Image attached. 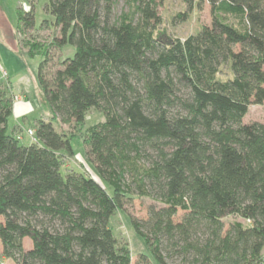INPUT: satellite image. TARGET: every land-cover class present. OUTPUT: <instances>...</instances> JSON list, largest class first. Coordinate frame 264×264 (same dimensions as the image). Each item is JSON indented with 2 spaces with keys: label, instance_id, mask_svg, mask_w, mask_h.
I'll use <instances>...</instances> for the list:
<instances>
[{
  "label": "trees",
  "instance_id": "16d2710c",
  "mask_svg": "<svg viewBox=\"0 0 264 264\" xmlns=\"http://www.w3.org/2000/svg\"><path fill=\"white\" fill-rule=\"evenodd\" d=\"M161 1L126 0L114 18L115 0H47L53 22L38 29L33 10L17 8L18 33L54 27L73 55L48 73L50 44L19 41L42 58L50 117L21 145L11 97L0 96V258L152 264L109 227L135 197L159 204L129 219L156 264H264V118L242 122L264 102V0H180L187 10L206 3L210 22L167 42L154 34ZM91 109L103 120L83 140L102 183L60 171L72 149L52 124L81 125Z\"/></svg>",
  "mask_w": 264,
  "mask_h": 264
},
{
  "label": "rangeland",
  "instance_id": "374dc122",
  "mask_svg": "<svg viewBox=\"0 0 264 264\" xmlns=\"http://www.w3.org/2000/svg\"><path fill=\"white\" fill-rule=\"evenodd\" d=\"M0 0V96H10L12 100V109L16 106L21 107V116L16 122L19 123L16 135L21 139V145H28L35 142L34 125L37 120L50 117L49 107L42 95L37 81V67L42 58L36 56L27 58L21 53V40L30 39L39 42L42 45H49L48 58L49 63L46 66V72L52 73L60 68V62L66 57H72L73 48L71 46H62L58 43L61 35L58 29L48 27L42 30H26L18 33L16 10L21 8L24 11L33 10L34 27H38L46 21L50 24L53 18L45 12L47 0ZM129 11L126 0H115L113 7L114 18L122 13ZM157 12L160 18V24L157 25L154 34L160 42H167L172 39H184L189 34L194 33L200 26L209 25L210 14L206 3L200 8L187 10L186 6L180 0H162L158 5ZM186 14L181 19L178 14ZM20 41V42H19ZM54 43L55 45H51ZM23 54V55H22ZM10 73H9V72ZM9 75H8V73ZM14 115V113H13ZM264 118V102L262 104H250L247 113L243 118L244 124L261 122ZM12 117L10 119L12 126ZM103 116L94 109L89 110L84 117L83 124H62L53 122V128L56 132L65 135L70 140L72 154L61 153V172H80L94 178L102 183L95 174L93 166L86 158V149L84 144V132L87 126L101 122ZM27 130H32L33 135L29 136ZM150 205L159 206L148 199H133L131 204L125 206L123 210H117L109 220V227L112 234L119 242L130 248L131 254L136 257L137 254L147 255L152 262L156 264L142 239L137 237L130 225V218H146L147 208ZM181 212L175 217L178 220ZM231 218L226 217L223 222L227 224ZM1 220V219H0ZM26 246L29 244L26 242ZM0 264H13L8 259L0 258ZM167 264H173L167 260ZM175 264V263H174Z\"/></svg>",
  "mask_w": 264,
  "mask_h": 264
},
{
  "label": "crops",
  "instance_id": "0c3cea01",
  "mask_svg": "<svg viewBox=\"0 0 264 264\" xmlns=\"http://www.w3.org/2000/svg\"><path fill=\"white\" fill-rule=\"evenodd\" d=\"M23 55V54H22ZM9 72V71H8ZM7 72V73H8ZM10 73V72H9ZM9 73H8V75H9ZM21 107H19V106H16L15 108H14V112H13V109H12V121H13V123H12V126H14V128L16 127V129L18 128V126L20 127V125H19V123L18 122H16V120H14V118L15 119H17L18 117H20L21 116V111H23L22 109H20ZM13 113H14V115H13ZM41 119H44V118H41Z\"/></svg>",
  "mask_w": 264,
  "mask_h": 264
},
{
  "label": "built area",
  "instance_id": "2783aa9c",
  "mask_svg": "<svg viewBox=\"0 0 264 264\" xmlns=\"http://www.w3.org/2000/svg\"><path fill=\"white\" fill-rule=\"evenodd\" d=\"M27 133H28L29 136L33 135L32 130H27Z\"/></svg>",
  "mask_w": 264,
  "mask_h": 264
}]
</instances>
